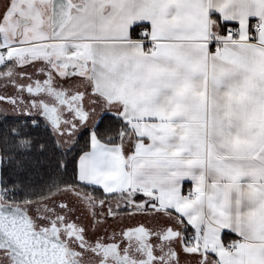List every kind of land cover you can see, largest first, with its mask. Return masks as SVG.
<instances>
[{
    "label": "snow or ice",
    "instance_id": "6c2138e0",
    "mask_svg": "<svg viewBox=\"0 0 264 264\" xmlns=\"http://www.w3.org/2000/svg\"><path fill=\"white\" fill-rule=\"evenodd\" d=\"M0 264H264V0H0Z\"/></svg>",
    "mask_w": 264,
    "mask_h": 264
}]
</instances>
